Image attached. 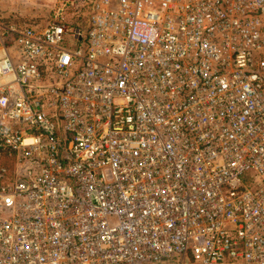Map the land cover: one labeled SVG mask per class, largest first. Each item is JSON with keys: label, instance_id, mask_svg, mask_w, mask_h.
Here are the masks:
<instances>
[{"label": "built area", "instance_id": "2783aa9c", "mask_svg": "<svg viewBox=\"0 0 264 264\" xmlns=\"http://www.w3.org/2000/svg\"><path fill=\"white\" fill-rule=\"evenodd\" d=\"M7 38L0 264H264V0H58Z\"/></svg>", "mask_w": 264, "mask_h": 264}, {"label": "crops", "instance_id": "0c3cea01", "mask_svg": "<svg viewBox=\"0 0 264 264\" xmlns=\"http://www.w3.org/2000/svg\"><path fill=\"white\" fill-rule=\"evenodd\" d=\"M38 4V0H0V27L8 28L12 25L19 27H24L25 25L44 27L46 24L45 20L41 19L42 21H39L37 20L38 18L33 20L34 16L42 18L38 14L40 11ZM74 27L76 28L77 26ZM6 53L18 59V46L10 38L6 39L4 46H0V57H4ZM9 79H13V77L11 76Z\"/></svg>", "mask_w": 264, "mask_h": 264}, {"label": "rangeland", "instance_id": "374dc122", "mask_svg": "<svg viewBox=\"0 0 264 264\" xmlns=\"http://www.w3.org/2000/svg\"><path fill=\"white\" fill-rule=\"evenodd\" d=\"M34 1V0H31ZM38 8H39V15L42 18H39V16H34L33 20L37 19L39 21H42L41 19L45 20V23L48 24L49 21L52 19L53 11L58 6V0H38ZM25 5V4H24ZM37 14V13H36ZM35 14V15H36ZM34 15V13H32ZM42 15V16H41ZM86 13H84L83 10L78 9H72L69 8L68 11H66L64 20L72 27V31H74V26L85 28L86 26ZM44 23V24H45ZM45 24V25H46ZM66 41L68 42V45L71 44V47H76L79 43H75L72 40V34L66 36ZM14 59L17 61V59L14 57ZM0 166L5 167H12L13 163L9 159H3L0 162ZM186 264H190L189 262H186Z\"/></svg>", "mask_w": 264, "mask_h": 264}]
</instances>
